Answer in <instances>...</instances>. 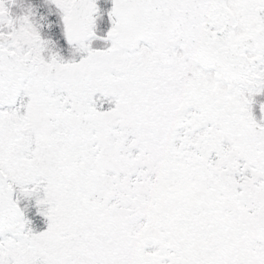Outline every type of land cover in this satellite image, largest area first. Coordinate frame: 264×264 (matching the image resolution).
I'll return each mask as SVG.
<instances>
[{
    "label": "snow or ice",
    "instance_id": "obj_1",
    "mask_svg": "<svg viewBox=\"0 0 264 264\" xmlns=\"http://www.w3.org/2000/svg\"><path fill=\"white\" fill-rule=\"evenodd\" d=\"M0 264H264V0H0Z\"/></svg>",
    "mask_w": 264,
    "mask_h": 264
}]
</instances>
